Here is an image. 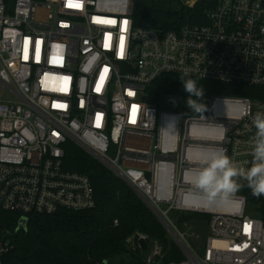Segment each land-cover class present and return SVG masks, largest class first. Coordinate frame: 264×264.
<instances>
[{
	"label": "built area",
	"instance_id": "obj_1",
	"mask_svg": "<svg viewBox=\"0 0 264 264\" xmlns=\"http://www.w3.org/2000/svg\"><path fill=\"white\" fill-rule=\"evenodd\" d=\"M180 1L200 11L162 30L137 24L134 0H0V212L29 219L95 208L91 179L66 168L72 141L185 241L186 259L170 264H264V205L240 191L209 204L193 184L216 150L251 167L252 118L264 112V0ZM166 75L263 92L201 99V115L184 97L147 101ZM177 213L209 218L201 255ZM7 235L0 264L14 248ZM154 250L150 263L162 255Z\"/></svg>",
	"mask_w": 264,
	"mask_h": 264
},
{
	"label": "trees",
	"instance_id": "obj_2",
	"mask_svg": "<svg viewBox=\"0 0 264 264\" xmlns=\"http://www.w3.org/2000/svg\"><path fill=\"white\" fill-rule=\"evenodd\" d=\"M200 9H189L180 0H134V18L139 26L162 30L176 29L188 21L187 16ZM181 79L166 75L147 89V101L159 102L163 96L188 99ZM204 90L202 99L213 95L255 97L259 89L231 87L193 79ZM195 99V97H193ZM66 168L88 176L95 189V208L83 211L61 210L53 215H31L27 230L16 232L20 216L0 212V233H10L14 246L4 264H170L186 256L179 244L145 201L122 179L99 160L70 141L66 145ZM239 190L250 204L262 203L264 196L252 195L246 180H238ZM177 225L205 222L203 214H174ZM116 222L118 224L116 225ZM145 238L154 250L161 248L162 257L149 262L151 251L139 246Z\"/></svg>",
	"mask_w": 264,
	"mask_h": 264
},
{
	"label": "clouds",
	"instance_id": "obj_3",
	"mask_svg": "<svg viewBox=\"0 0 264 264\" xmlns=\"http://www.w3.org/2000/svg\"><path fill=\"white\" fill-rule=\"evenodd\" d=\"M181 81L184 91L188 93L187 106L192 112L204 115L209 109L201 102L204 96L203 88L198 87L193 79H181ZM252 124L256 132L251 167L239 166L222 149L212 152L201 161L203 167L196 173L193 184L195 189L203 193L204 199L209 204L230 203L242 187L238 183L239 178L247 181V186L254 197L264 196V112H256ZM175 126V119L167 125V127Z\"/></svg>",
	"mask_w": 264,
	"mask_h": 264
},
{
	"label": "rangeland",
	"instance_id": "obj_4",
	"mask_svg": "<svg viewBox=\"0 0 264 264\" xmlns=\"http://www.w3.org/2000/svg\"><path fill=\"white\" fill-rule=\"evenodd\" d=\"M143 145H144V147H147L146 142H144ZM253 206L255 207V205H253ZM253 209L254 208L251 207L250 214H254ZM153 212L156 214V216L159 218L160 221L163 220L155 211H153ZM177 228H178L180 233L185 235L187 243L193 248V250L196 251L197 254L201 255V253L203 252V248L205 246L206 239H207L209 224L205 223V222H201V221L194 223V221H193L191 223H185L182 226L177 225ZM169 234L174 239L172 232H169ZM182 241L184 244H186L183 239H182ZM179 246L182 247L180 244H179ZM155 252L156 251L154 250L153 253L151 254L152 257L155 255ZM158 256L162 257V255H160V254H158Z\"/></svg>",
	"mask_w": 264,
	"mask_h": 264
},
{
	"label": "water",
	"instance_id": "obj_5",
	"mask_svg": "<svg viewBox=\"0 0 264 264\" xmlns=\"http://www.w3.org/2000/svg\"><path fill=\"white\" fill-rule=\"evenodd\" d=\"M161 222L165 226V228L167 229L168 232H172L174 239L182 246V248L185 249V245L181 242V240L178 238L177 234L174 233V231L170 228V226H168L164 220H162ZM28 224H29V219L21 218L19 220L16 232H18L20 230H27ZM6 238H10V235H7ZM139 245H140L142 250H149V252L151 251L149 243L146 239H141L139 242Z\"/></svg>",
	"mask_w": 264,
	"mask_h": 264
}]
</instances>
